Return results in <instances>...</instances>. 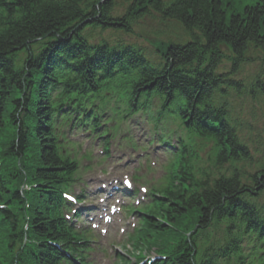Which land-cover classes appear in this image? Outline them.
<instances>
[{"label": "trees", "instance_id": "1", "mask_svg": "<svg viewBox=\"0 0 264 264\" xmlns=\"http://www.w3.org/2000/svg\"><path fill=\"white\" fill-rule=\"evenodd\" d=\"M124 8L123 18L113 17ZM148 18L184 29L183 38L159 46L164 62L159 66L132 47L119 54L104 46L90 47L83 35L89 29L133 33L134 25ZM50 38L60 40L46 45ZM37 43H43V49L35 54ZM223 46L233 51L235 66L220 75L217 70L226 58ZM251 48L264 55V0H0V162L6 170L0 173V264H54L60 250L47 243L69 248L53 205L66 168L50 135V98L56 87L88 96L116 87L131 100L166 96L170 105L182 109L174 103L183 101L195 114L185 115L187 121L206 122L208 135L222 148L220 171L196 180L181 167L175 172L176 190L147 216L141 235L142 246L174 255L179 264H204L200 255L205 246L199 250L196 237L224 217L234 221L243 214L251 223L254 208L248 199L264 190V160L247 183L248 173L233 167L254 164L249 149L238 142L237 130L222 112L207 108L220 88L235 84L237 67ZM54 49L61 55L80 50L68 66L73 75L57 78L62 73L54 71L56 56L49 55ZM26 180L37 186L29 194L21 189ZM26 222L40 245L16 252L15 242L9 244L18 232L24 234ZM225 242L229 251L236 246L234 236L227 235Z\"/></svg>", "mask_w": 264, "mask_h": 264}, {"label": "rangeland", "instance_id": "2", "mask_svg": "<svg viewBox=\"0 0 264 264\" xmlns=\"http://www.w3.org/2000/svg\"><path fill=\"white\" fill-rule=\"evenodd\" d=\"M134 31L135 33L125 36L121 31L89 29L85 31L83 35L89 39L90 43H93V41L99 43L102 37L103 41L101 43L109 44L112 48L117 50L120 48L115 46V44L124 41L125 43L142 47L149 53H155L154 45H156V42L167 41V39L177 41V39L183 38L182 30L179 26H166L160 21H154L153 18L142 21L141 26L136 27ZM150 40H152L151 44L149 42ZM35 49L37 50L36 53H39L41 51V46H36ZM224 51L231 57L232 54L230 50L224 48ZM52 54L57 56L60 53H55L54 49ZM248 55L250 59L252 57L254 58V62L242 65L238 75L240 77L239 79L247 85L252 82L257 74H261L264 78V62H262V60L264 61V55L254 48L250 49ZM151 61L156 63V60L151 59ZM232 66L233 63L231 61H224L223 65L220 67L219 73L224 74ZM222 95H224V99L230 100L235 107L234 117L242 125V139L245 140L250 149L254 152H259L264 148V90H252L248 87L245 93L242 91V86L238 87V85H235L226 88L225 93H219L216 96V102L220 103L222 101ZM105 179L108 178H103L101 182H89V188L94 191V200L100 204L104 202V205L108 203L106 200L108 197V195H106L108 184ZM115 203L119 204V201Z\"/></svg>", "mask_w": 264, "mask_h": 264}]
</instances>
